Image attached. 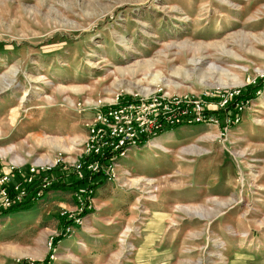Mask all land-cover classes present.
I'll return each mask as SVG.
<instances>
[{
  "label": "rangeland",
  "instance_id": "rangeland-1",
  "mask_svg": "<svg viewBox=\"0 0 264 264\" xmlns=\"http://www.w3.org/2000/svg\"><path fill=\"white\" fill-rule=\"evenodd\" d=\"M260 82L238 115L130 149L92 194L51 190L0 215V264H264V0H0L12 183L77 160L99 102ZM62 166L51 187L77 179Z\"/></svg>",
  "mask_w": 264,
  "mask_h": 264
},
{
  "label": "built area",
  "instance_id": "built-area-1",
  "mask_svg": "<svg viewBox=\"0 0 264 264\" xmlns=\"http://www.w3.org/2000/svg\"><path fill=\"white\" fill-rule=\"evenodd\" d=\"M240 92L207 90L199 96L168 95L162 90L141 96L131 95L125 99L119 94L109 103L99 102L95 107V118L88 131L82 155L69 166L57 160L53 165L31 167L22 182L12 183L14 168L0 166V203L9 208L20 204L27 196L26 188L36 184V198H42L53 185L49 173L58 165L70 167L77 180L87 179L85 171L102 173L110 179L112 166L137 146L148 143L173 128L201 125H218L216 114H228L232 108L236 115L244 106L237 101ZM221 113H215V112ZM235 115L230 123H237ZM235 120V121H234ZM92 155L93 161L87 157ZM76 195L92 194L88 187L75 190Z\"/></svg>",
  "mask_w": 264,
  "mask_h": 264
},
{
  "label": "trees",
  "instance_id": "trees-1",
  "mask_svg": "<svg viewBox=\"0 0 264 264\" xmlns=\"http://www.w3.org/2000/svg\"><path fill=\"white\" fill-rule=\"evenodd\" d=\"M260 86H261V82L257 87H254V88L249 87L246 90L241 91L239 97L237 98V101L241 102L242 104L246 103L249 99L252 98V95H253L252 93H256L258 91L257 88H259ZM173 129H176V128H173ZM87 160L93 161L94 157L90 155L87 157ZM84 173L87 179L77 180L73 177L66 178L65 180L63 181L61 180L60 183L51 187L49 190L46 191V193L51 190H56V189H67V187H73L74 190L88 187L89 190L95 191L102 184V182L106 180V178L101 172L96 173V174H91V175H89L87 171H85ZM38 191H39L38 186L34 184V186L29 188L26 198L20 204L7 208L6 210L2 211L0 215L9 214L12 212H18L21 210H27L28 208L32 207L33 204L37 200L36 194L38 193ZM83 214H86V210L83 212ZM48 261H49V258L47 257L44 262L33 263V264H47ZM23 264H28V262H24Z\"/></svg>",
  "mask_w": 264,
  "mask_h": 264
},
{
  "label": "bare ground",
  "instance_id": "bare-ground-1",
  "mask_svg": "<svg viewBox=\"0 0 264 264\" xmlns=\"http://www.w3.org/2000/svg\"><path fill=\"white\" fill-rule=\"evenodd\" d=\"M153 140H154V141H153ZM153 140L149 141V142H151L150 145H152V146L156 144V140H155V139H153ZM152 141H153V142H152ZM149 142H148V143H149ZM14 165H15V164H14Z\"/></svg>",
  "mask_w": 264,
  "mask_h": 264
},
{
  "label": "crops",
  "instance_id": "crops-1",
  "mask_svg": "<svg viewBox=\"0 0 264 264\" xmlns=\"http://www.w3.org/2000/svg\"><path fill=\"white\" fill-rule=\"evenodd\" d=\"M180 128H181V127H180ZM173 132H174V131H173ZM173 132H172V133H173Z\"/></svg>",
  "mask_w": 264,
  "mask_h": 264
}]
</instances>
